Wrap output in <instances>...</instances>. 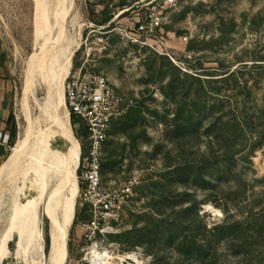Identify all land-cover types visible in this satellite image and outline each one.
<instances>
[{
  "label": "rangeland",
  "instance_id": "rangeland-1",
  "mask_svg": "<svg viewBox=\"0 0 264 264\" xmlns=\"http://www.w3.org/2000/svg\"><path fill=\"white\" fill-rule=\"evenodd\" d=\"M69 3L67 39L81 47L66 86L83 69L115 87L119 114L105 144L103 181L116 189L132 179L135 188L120 217L105 222L108 232L93 238L84 225L92 214L77 197L67 264H88L93 244L136 253L145 264H264V0ZM42 6L39 0H0V78L9 92L7 129L17 132L6 149L0 145V166L29 111L39 114L47 88H37L33 78ZM151 14L160 25L137 33L135 25L151 28ZM135 33L141 42L133 40ZM230 70L240 73L224 80ZM71 124L81 135L72 118ZM6 183L0 187L6 202L0 210L2 264H25L15 254L16 242L5 236L13 200ZM44 232L50 257V211Z\"/></svg>",
  "mask_w": 264,
  "mask_h": 264
},
{
  "label": "bare ground",
  "instance_id": "bare-ground-1",
  "mask_svg": "<svg viewBox=\"0 0 264 264\" xmlns=\"http://www.w3.org/2000/svg\"><path fill=\"white\" fill-rule=\"evenodd\" d=\"M39 1L43 6L42 18L35 24L38 54L33 78L37 88L40 85L47 88L39 102V114L32 116L29 111L26 127L0 166V187L8 182L12 192L8 193L13 196L10 225L5 236L10 242H16L15 254L25 264H67L70 227L81 190L78 169L82 144L72 129L66 83L81 43L76 41V48H72V41L67 39L66 27L72 7L70 0ZM5 203L0 201V210ZM206 208L213 213H221L213 205H206ZM46 211L51 213L54 236V250L50 257L46 254L44 232ZM60 236L63 239L61 243ZM101 255L114 259L125 257L131 264H145L136 253L109 252L107 248L99 249L96 245L89 249L85 258L97 264ZM5 258L7 254L3 256L0 251V264Z\"/></svg>",
  "mask_w": 264,
  "mask_h": 264
},
{
  "label": "built area",
  "instance_id": "built-area-1",
  "mask_svg": "<svg viewBox=\"0 0 264 264\" xmlns=\"http://www.w3.org/2000/svg\"><path fill=\"white\" fill-rule=\"evenodd\" d=\"M175 0H167L173 3ZM158 16L150 15V26L138 24L134 26L137 33L155 30L159 26ZM131 36L135 42H141L139 35ZM80 69L66 86V99L70 117L74 114L80 125L79 140L82 144V157L78 170L82 172L83 190L80 198L83 205L89 207L91 219L84 223L87 236L93 238L98 232L105 234V222L118 219L134 196L135 181L129 180L120 188L112 189L104 186L102 166L105 144L109 136L112 122L119 114V97L109 79L102 75L83 73ZM71 74V73H70ZM84 127L85 133L81 132ZM11 138V130L0 128V145L6 147ZM82 141H86L83 147ZM85 151V153H84ZM81 185V182H80ZM111 228V227H110ZM96 245L99 249H104ZM92 245V246H93ZM108 251L115 252L108 248ZM89 253L87 251L86 255ZM88 264H92L85 259ZM97 264H131L124 258L114 259L109 255H101Z\"/></svg>",
  "mask_w": 264,
  "mask_h": 264
},
{
  "label": "crops",
  "instance_id": "crops-1",
  "mask_svg": "<svg viewBox=\"0 0 264 264\" xmlns=\"http://www.w3.org/2000/svg\"><path fill=\"white\" fill-rule=\"evenodd\" d=\"M9 92H7L6 81L0 78V128L7 127L9 117ZM4 147V146H3ZM6 149V147H4Z\"/></svg>",
  "mask_w": 264,
  "mask_h": 264
},
{
  "label": "trees",
  "instance_id": "trees-1",
  "mask_svg": "<svg viewBox=\"0 0 264 264\" xmlns=\"http://www.w3.org/2000/svg\"><path fill=\"white\" fill-rule=\"evenodd\" d=\"M243 69L245 70V69H247L246 67H243ZM243 69L241 70V72L243 71ZM240 73V71H232V70H230L229 72H227L226 74H225V77H223V79L224 80H230V79H232V78H234L237 74H239ZM247 84H245V86H244V89H246L247 88V86H246ZM206 93V92H205ZM208 93V92H207ZM11 118H14V116L13 115H10V118H9V120L11 119ZM71 118H72V122H73V124L74 125H77V123L79 122V119L74 115V114H72L71 115ZM131 120V119H130ZM81 132L82 133H85V129H84V127H81ZM17 134V132H16V130H15V128H13L12 127V129H11V140H12V143H13V138H14V136ZM84 153H85V151H84ZM77 219V218H76ZM76 219H75V222H76ZM47 242H49V239L47 240Z\"/></svg>",
  "mask_w": 264,
  "mask_h": 264
}]
</instances>
